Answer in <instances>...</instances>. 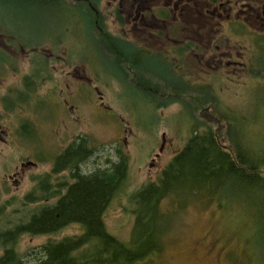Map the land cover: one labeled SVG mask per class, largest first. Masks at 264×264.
I'll use <instances>...</instances> for the list:
<instances>
[{
    "label": "rangeland",
    "instance_id": "374dc122",
    "mask_svg": "<svg viewBox=\"0 0 264 264\" xmlns=\"http://www.w3.org/2000/svg\"><path fill=\"white\" fill-rule=\"evenodd\" d=\"M47 2L52 0H0V28L19 33L25 40L30 37L35 45L43 43L41 46L36 45V49L30 53L37 64L43 63L44 55L48 58L47 49L50 45L44 32L62 33L68 39L63 43L68 44V51L62 54L66 59L56 62L54 68L62 67L71 79L68 80L69 86L58 92V95L67 99V110L64 112L69 114L64 118L62 132L57 134L56 128L61 120L54 106L57 97L54 94L47 95L43 107L48 111L37 118L45 122V138L42 139L46 146L54 149L58 147L61 136L69 144L79 136L89 135L96 150L92 159L82 166L85 173L110 167L122 154L129 156L128 176L121 194L110 202L104 216L109 231L128 241L134 225L132 213L125 209L132 206L128 201V193L142 183L156 181L189 137L206 128L201 126L197 130V125L212 119L214 108L207 107L203 111L196 102H192L188 109L183 104L175 103L155 109L148 101V93L124 83L125 76L121 78L125 75L124 71L115 56L108 53L107 57L96 33L89 29L88 22L80 15L83 9H80L79 14L56 7L52 13L49 8L42 6ZM61 2L70 5L78 3L69 0ZM108 24L110 31L114 32L115 27ZM238 67L227 68V79L212 87L213 94L220 107L222 105L230 114L240 113L242 107H249V117L252 118L245 123L244 129L264 156V103L254 105L256 92L263 89L264 80L247 74L248 80H251L249 84L237 85V79L245 76ZM44 75L45 84L40 87L38 94L45 97L51 87L47 78L53 72L46 67ZM79 78L84 80L78 81ZM41 121L38 123L41 124ZM63 176H66V181H72L70 171H66ZM228 194L225 189L222 198L217 195L211 200L191 203L182 209L169 205V228L164 237L163 250L149 256L147 263L264 264V228L259 226L256 211L238 203L235 198L237 193ZM11 196H14L12 189L7 193L2 191L0 203ZM15 207L12 205L10 208ZM212 229L218 231L220 237L210 233ZM82 232L80 225L70 224L54 234H26L20 240L18 249L26 261H35L42 256L41 246L48 239L59 240ZM95 264L101 263L95 261Z\"/></svg>",
    "mask_w": 264,
    "mask_h": 264
},
{
    "label": "trees",
    "instance_id": "16d2710c",
    "mask_svg": "<svg viewBox=\"0 0 264 264\" xmlns=\"http://www.w3.org/2000/svg\"><path fill=\"white\" fill-rule=\"evenodd\" d=\"M55 1L42 6L49 8ZM63 3L58 0L57 8L79 14L83 9V15H80L88 22L89 29L96 33L107 57L108 53L115 56L124 71L121 78L125 76L126 84L148 93L151 96L148 101L155 109L174 103L183 104L188 109L192 102H196L203 111L207 107L214 108L216 116L198 123L197 130L201 126L206 128L189 137L156 181L142 183L130 192L134 204L125 209L132 213L134 225L128 241L109 231L104 216L109 202L128 176L129 156L122 154L109 168L81 175L76 169L78 160L86 150L90 156L94 154L96 145L89 135L74 139L56 161L57 171L62 167L71 172L72 181H67L70 189L62 197L53 190L51 203L30 196L11 197L0 203V264H95V261L101 264H148L149 256L163 250L169 228V205L182 209L217 195L222 198L225 189L229 192L227 196L235 192L238 203L253 208L258 215L259 226L264 228V156L244 129L245 123L252 118L249 117V107H242L240 113L230 114L216 101L213 88L191 84L187 59L183 55L188 49L187 42L180 46V59L175 61V71L171 66L165 67L158 72L161 76L157 85L145 82L139 63L133 62L127 52L121 50L125 47V40L112 43L113 36L110 38L107 26L100 23L107 34L104 36L99 24L94 22L92 16L95 14L90 6L81 4V1L75 5ZM0 32L12 31L0 28ZM255 53L258 67L250 60L244 73L264 80V42H258ZM154 75L157 78L156 72ZM211 101L216 102L209 103ZM258 103H264V86L256 92L254 105ZM51 177H46L45 181ZM40 201L36 208L31 207ZM12 205L16 207L10 208ZM70 224L80 225L82 234L59 240L48 239L41 246L40 258L35 261L24 259L18 249L24 235L54 234Z\"/></svg>",
    "mask_w": 264,
    "mask_h": 264
},
{
    "label": "flooded vegetation",
    "instance_id": "af4514ba",
    "mask_svg": "<svg viewBox=\"0 0 264 264\" xmlns=\"http://www.w3.org/2000/svg\"><path fill=\"white\" fill-rule=\"evenodd\" d=\"M75 1L91 7L94 22L99 24L104 36L107 34L100 23L107 25L110 38L113 36L112 43L125 40L121 50L139 63L138 68L147 83H158L161 76L158 72L165 67L171 66L175 71L180 46L185 42L188 49L183 55L187 56L193 86L220 85L227 79L228 67L239 66L244 72L250 60L258 67L255 52L258 42H264V0ZM108 23L115 27L114 32L110 31ZM44 37L50 45L48 58L44 55L43 63L37 64L30 54L36 49L32 38L25 40L19 33L0 32V197L2 191L7 193L12 189L14 196L11 197H39L44 203H51L53 190L60 195L68 187L63 175L70 169L61 167L57 171L56 161L69 144L61 136L58 147L46 146L42 139L45 138V122L37 118L48 111L43 107L46 96L54 94L57 97L54 106L61 118L56 132H62L69 112H64L67 99L58 92L61 93L71 79L62 67L54 68L56 62L66 59L62 54L68 51V44L63 43L68 39L52 31L44 32ZM46 67L53 75L47 78L51 87L44 97L38 92L45 84ZM248 79V76L237 79V85H248L251 81ZM51 175L53 177L45 181ZM41 202L32 205L35 207ZM210 233L220 237L214 229Z\"/></svg>",
    "mask_w": 264,
    "mask_h": 264
},
{
    "label": "bare ground",
    "instance_id": "6f19581e",
    "mask_svg": "<svg viewBox=\"0 0 264 264\" xmlns=\"http://www.w3.org/2000/svg\"><path fill=\"white\" fill-rule=\"evenodd\" d=\"M57 7V0L55 1V4L54 5H52L51 7H49V9H50V11L51 12H54V9ZM94 154H92L91 156L89 155V153L87 152V150L86 151H84V155H82V157H81V159H79L78 160V164H77V171L79 172V174H81V175H83V174H85V175H88V174H93V173H95V172H97L98 170H100L99 168L98 169H96V170H94V171H92L91 173H85V172H83L82 171V166H83V164H85L87 161H90L92 158V156H93ZM65 164H63V166H64ZM109 168V167H108ZM103 169H106V168H103ZM124 185V184H123ZM123 185H122V187H123ZM121 187V188H122ZM121 188H120V190L113 196V198L111 199V201L115 198V197H117L119 194H121ZM70 189V188H69ZM68 188H66V189H64L62 192H60V194H61V197L67 192V190H69ZM110 201V202H111ZM128 201L129 202H131V204H134L133 202H132V198H131V194L130 193H128ZM110 202H109V204H110ZM108 204V205H109Z\"/></svg>",
    "mask_w": 264,
    "mask_h": 264
}]
</instances>
